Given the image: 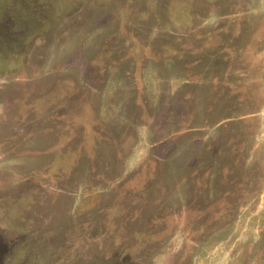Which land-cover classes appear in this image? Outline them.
Wrapping results in <instances>:
<instances>
[{
	"label": "rangeland",
	"instance_id": "obj_1",
	"mask_svg": "<svg viewBox=\"0 0 264 264\" xmlns=\"http://www.w3.org/2000/svg\"><path fill=\"white\" fill-rule=\"evenodd\" d=\"M55 232L264 264V0H0V264Z\"/></svg>",
	"mask_w": 264,
	"mask_h": 264
},
{
	"label": "flooded vegetation",
	"instance_id": "obj_2",
	"mask_svg": "<svg viewBox=\"0 0 264 264\" xmlns=\"http://www.w3.org/2000/svg\"><path fill=\"white\" fill-rule=\"evenodd\" d=\"M25 237L26 238H24L22 243H18L19 241L16 240L14 235L9 239L11 241V244L7 254V264H13L15 261V264H18V254L23 255V264H50V261H47L46 263V260L42 259L43 253L45 252V250H47L48 252L51 250L53 255H57L56 249L54 247L57 245L55 243H58L59 240H61V233L55 232L53 234H46L43 239L40 235H37L36 238H31V241L28 239L29 234ZM82 240H87L86 245L82 246ZM78 241L80 243H78ZM78 241L76 238V249L74 248L75 250L70 248L69 250L67 249L64 253H67L68 256L72 253L78 255V252L82 253L83 251H85L87 256L85 264H152L151 259L149 258L150 254L147 250H142L137 255L130 254L124 251L122 252L121 250H115L114 252L112 250L110 252L105 251L102 253L101 258L95 259L93 255L92 234H88L87 236H84V238L78 239ZM32 251H34L36 255L32 254ZM40 255L42 256L40 257ZM36 256L39 257L38 260H35ZM55 262L56 261H54V263ZM72 263L77 264L76 260H74ZM78 263L83 264L81 260Z\"/></svg>",
	"mask_w": 264,
	"mask_h": 264
}]
</instances>
